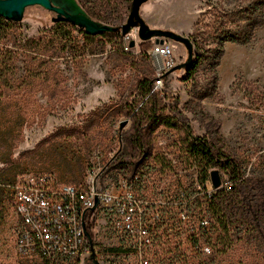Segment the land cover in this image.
<instances>
[{
  "label": "rangeland",
  "instance_id": "1",
  "mask_svg": "<svg viewBox=\"0 0 264 264\" xmlns=\"http://www.w3.org/2000/svg\"><path fill=\"white\" fill-rule=\"evenodd\" d=\"M81 3L116 26L125 22L129 11L128 0ZM247 4V0H148L140 7V17L150 29L188 37L195 57L197 43L201 47L210 42L220 24L230 30L244 26L234 12ZM53 16L40 6H30L20 22L1 25L4 28L0 30V50H11L15 55L14 73L9 64L8 74L0 77L7 103L0 132L19 131L12 157L20 161L15 182L47 176L53 184L85 185L96 174L99 184H115L119 175L129 173L105 169L115 157L126 155L120 133L128 128L129 120L116 119L112 109L124 102L138 80L155 77L154 58L150 50L142 53L137 34L130 37L133 46L119 37L87 39L79 28L66 35L53 26ZM164 42L174 51L175 66L186 61L183 44L170 39ZM150 43L153 46L154 39ZM184 71L169 70L163 85L155 89L163 107L160 112L164 123L152 135L151 159L137 172H143L142 196L155 199L161 195L177 202L184 192L183 202L190 209L184 204L163 209L164 221L152 234L144 260L146 264H169L170 258L175 257L173 261L180 258L184 264H264L263 255L243 242H236L227 255L216 258L204 250L208 246L203 241L193 243L194 235L188 225H195L199 215L192 214H199L198 205L205 191L200 184L199 164L185 152L183 130L177 122L187 123L195 136L215 138L218 130L246 173L262 172L264 25L249 43H225L215 69L211 60L205 61L188 81L182 80ZM244 89L253 93L252 99L244 96ZM124 120L128 122L121 129L119 125ZM220 176L227 184V176L222 172ZM179 211L189 214V220L174 228L180 219ZM20 225L11 188L7 212L0 224V264H92L89 255L81 263L76 259L49 261L18 254ZM90 234L99 261L140 263L131 243L116 237L106 218L97 215Z\"/></svg>",
  "mask_w": 264,
  "mask_h": 264
},
{
  "label": "trees",
  "instance_id": "2",
  "mask_svg": "<svg viewBox=\"0 0 264 264\" xmlns=\"http://www.w3.org/2000/svg\"><path fill=\"white\" fill-rule=\"evenodd\" d=\"M76 1L88 17L97 22L111 25L109 19L86 9L81 0ZM131 1L128 0V10ZM247 1V6L238 12H234L235 16H240L239 19L244 21V26L241 28L238 25L235 30H230L220 24V27L215 30L214 36L210 38V42L201 47L197 43V53L190 68L184 71L183 81L191 80L205 61L211 60L213 69H215L223 55L225 43L246 44L254 38L255 32L264 25V0ZM119 20L123 21V18L120 17ZM4 24L12 25L14 22L0 17V30L4 28L2 27ZM53 26L66 32V35H69V30H77L76 26L67 22H55ZM80 32L87 39L96 37L86 35L83 30H80ZM99 36L123 39L119 32L104 33ZM211 43L214 44V47H210ZM151 48L152 43H150V40L140 42L142 53H146ZM14 62V52L7 49L0 50V77L8 74L7 65L9 64L12 68V74L14 73ZM165 77L166 74L164 79ZM154 80L155 77H145L138 80L124 102L112 109L116 119L127 117L129 126L120 133L126 155L117 156L111 162H108L106 171L119 170L125 174H131L139 171L151 159L154 145L152 135L158 126L164 123V117L160 112L163 107L160 106L158 93L153 89ZM243 93L245 97L253 98V93L249 90L244 89ZM6 104V93L0 87V120L4 118ZM205 118L209 122L215 123L213 118L207 115H205ZM177 122L183 130L182 143L185 152L198 162L202 172L200 184L203 191H205V195L198 205L199 214H192V216L199 215L197 219L201 220H207V218L204 219L206 216L209 218V221L207 220L208 225L198 228V230L193 228L192 225H188L194 235L193 243L197 245L200 240L203 241L208 246V250L212 252L213 258L227 255L236 242H243L245 245L255 247L257 252L264 257V168L260 174L255 172L246 173L232 150L218 134V130H216L215 138H209L205 135L195 136L187 123L182 120ZM166 124L170 125L169 122H166ZM1 129L0 127V131ZM17 135H19V131L15 132V130L0 132V224L7 212L9 190L16 184V177L20 174V161L12 158L15 148L14 141ZM214 170L218 172L220 180V172L224 173L227 176L228 183L225 184L221 180V184L214 187L211 182V172ZM184 205L187 209H190L187 203ZM187 217V220H189V214H187ZM96 218V216L93 218L92 214L86 218V229L89 234ZM178 222L174 224V228H180V223H183L180 219ZM17 252L25 256L18 250ZM176 257L178 258V256ZM174 258H170L169 264H184V260L178 258L173 261Z\"/></svg>",
  "mask_w": 264,
  "mask_h": 264
},
{
  "label": "built area",
  "instance_id": "3",
  "mask_svg": "<svg viewBox=\"0 0 264 264\" xmlns=\"http://www.w3.org/2000/svg\"><path fill=\"white\" fill-rule=\"evenodd\" d=\"M135 34L137 28L123 36V43H131L130 37ZM150 51L155 62V90L163 85L164 75L176 65V59L166 42L154 43ZM96 178L94 174L85 185L53 184L47 176L17 182L12 187L13 206L21 224L17 250L25 256L36 255L49 261L62 258L82 263L90 255L86 218L92 214L93 218L97 215L106 218L109 230L124 242H130L139 264H146L144 250L164 221L163 209L184 204L185 194L181 192L177 202L161 195L155 199L142 196L143 172L119 175L115 184H99ZM178 216L181 221H188L184 211H179ZM207 225V220L197 219L192 227L198 230ZM204 250L209 252L207 247ZM96 260L100 264H120Z\"/></svg>",
  "mask_w": 264,
  "mask_h": 264
},
{
  "label": "water",
  "instance_id": "4",
  "mask_svg": "<svg viewBox=\"0 0 264 264\" xmlns=\"http://www.w3.org/2000/svg\"><path fill=\"white\" fill-rule=\"evenodd\" d=\"M148 0H132L129 13L125 22L120 26H111L97 22L86 15L76 0H0V17L11 22H20L23 18L24 11L30 6H40L43 9L54 13L51 22H67L84 31L89 36H99L104 33L119 32L122 36L127 35L132 29L137 28V35L140 41L154 39L155 44H162L164 39L183 44L187 51L185 62L174 66L171 71L176 69L188 70L193 62V45L188 37L167 30L150 29L140 17V7ZM131 46L134 45L132 41ZM127 120L120 122L122 129ZM211 182L214 187L221 184L219 174L216 170L211 172ZM89 241L90 255L89 260L92 264H100L95 258L93 241L86 232Z\"/></svg>",
  "mask_w": 264,
  "mask_h": 264
}]
</instances>
